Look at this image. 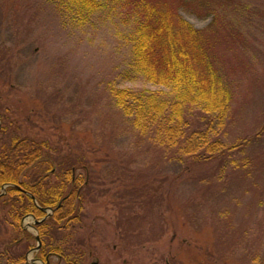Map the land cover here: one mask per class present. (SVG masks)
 <instances>
[{
  "label": "rangeland",
  "instance_id": "1",
  "mask_svg": "<svg viewBox=\"0 0 264 264\" xmlns=\"http://www.w3.org/2000/svg\"><path fill=\"white\" fill-rule=\"evenodd\" d=\"M65 1L60 12L52 0H0V122L43 142L47 157L67 156L86 183L76 225L48 223L54 243L83 264H264V0H131L200 30L230 90L216 135L232 154L189 174L110 94L111 86L167 91L128 67V2L108 0L89 18ZM36 218L21 219L32 236ZM1 230L10 234L0 236L2 250L24 252L15 264H43L37 240L17 244L21 234L4 219Z\"/></svg>",
  "mask_w": 264,
  "mask_h": 264
},
{
  "label": "trees",
  "instance_id": "2",
  "mask_svg": "<svg viewBox=\"0 0 264 264\" xmlns=\"http://www.w3.org/2000/svg\"><path fill=\"white\" fill-rule=\"evenodd\" d=\"M52 1L60 12L68 7L65 0ZM106 1L71 2L77 6L75 11L80 14L84 8L86 11L81 15L88 14L91 18L93 11L108 7ZM125 1L128 3L121 13L127 24H135L130 33L133 39L129 38L133 43L130 42L128 67L143 73L148 81L166 87L167 91L111 86V96L132 117L133 125L141 134L148 135L155 145L172 153L175 160L184 161V173L195 171V164L210 159L226 163L225 158L229 159L232 152L230 147L220 143L216 126L224 124L231 96L211 64L213 58L209 53L213 44H208L200 30L183 18L177 16L169 24L168 12L162 7H154L157 13L152 14L149 7L138 4L139 1L133 4L131 0ZM1 113L3 120L5 111ZM20 130V126L9 127L0 122V219H4L11 231L21 234L15 241L21 244L22 239L36 240L21 224L24 216L35 215L41 242L36 253L42 260L47 264H83L81 255L77 258L73 251H63L58 242L54 243V234L46 231L49 222L55 230H61L79 221L82 194L86 191L85 181L81 183L75 170L80 166L73 168L71 159L64 161L67 156L63 159L47 157L45 144L22 136ZM250 162L253 163L251 157ZM81 167L88 175L92 173L88 166ZM50 176H53L52 183L48 181H51ZM144 185L148 186L144 183L142 188ZM135 187V182L127 184L128 190L133 191ZM44 208H50L52 213L47 215ZM9 235L0 231V236ZM3 244L6 242L0 240V245ZM24 244L28 245V240ZM10 246L7 243L4 250L0 248V264L23 262L24 252L11 254Z\"/></svg>",
  "mask_w": 264,
  "mask_h": 264
},
{
  "label": "water",
  "instance_id": "3",
  "mask_svg": "<svg viewBox=\"0 0 264 264\" xmlns=\"http://www.w3.org/2000/svg\"><path fill=\"white\" fill-rule=\"evenodd\" d=\"M36 238H37V240H38V242H37V245H36V247L34 248V249H38L39 248V245H40V241H39V237H38V235H36ZM44 264V263H43ZM90 264H96V262H91Z\"/></svg>",
  "mask_w": 264,
  "mask_h": 264
}]
</instances>
